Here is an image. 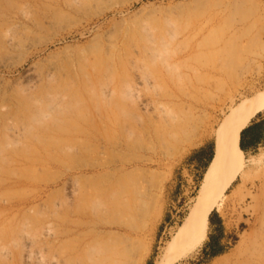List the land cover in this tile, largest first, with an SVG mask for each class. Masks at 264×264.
<instances>
[{
    "label": "rangeland",
    "instance_id": "obj_1",
    "mask_svg": "<svg viewBox=\"0 0 264 264\" xmlns=\"http://www.w3.org/2000/svg\"><path fill=\"white\" fill-rule=\"evenodd\" d=\"M263 87L264 0H0V264H85L99 242L103 264L167 262L205 171L188 156L213 151L210 134L185 140ZM166 109L179 138L158 131ZM244 156L209 212L223 224L171 264H264V142ZM210 237L221 253L207 258Z\"/></svg>",
    "mask_w": 264,
    "mask_h": 264
},
{
    "label": "bare ground",
    "instance_id": "obj_2",
    "mask_svg": "<svg viewBox=\"0 0 264 264\" xmlns=\"http://www.w3.org/2000/svg\"><path fill=\"white\" fill-rule=\"evenodd\" d=\"M201 42V41H200ZM206 42V41H205ZM201 44V43H200ZM162 45V44H161ZM208 45V44H207ZM149 46V45H148ZM146 50H147V48H146ZM146 50H145V52H146ZM149 51V50H148ZM155 51V50H154ZM150 52H152V54H153V50H150ZM150 52H149V54H150ZM158 52V51H157ZM200 52V51H199ZM198 52V53H199ZM201 53V52H200ZM144 54V53H143ZM206 54V53H205ZM145 55V54H144ZM155 55V54H154ZM209 55V54H208ZM149 56V55H148ZM147 56V57H148ZM192 56V55H191ZM206 56V55H205ZM144 57H146V56H144ZM150 57V56H149ZM155 57V56H154ZM187 58H188V56H186ZM206 58H208L209 59V57H207L206 56ZM205 58V59H206ZM153 59H155V58H152L151 57V60H153ZM181 59H183V58H181ZM186 59V58H185ZM193 59V58H192ZM142 60H140V62H141ZM166 62V61H165ZM151 63V62H150ZM171 63V62H170ZM178 63H180V62H178ZM163 64H165L164 62H163ZM181 64H183V63H181ZM171 65H172V63L169 65H166V66H164V70H162V69H160L159 68V73H161V72H163V71H165V72H167V74H169L168 73V71L170 70V68H173L174 67V64H173V66L171 67ZM178 65H180V64H178ZM186 65V64H185ZM202 65H203V63H202ZM155 66V65H154ZM183 66H184V64H183ZM188 66V65H187ZM162 67V66H161ZM186 66H184V68H185ZM188 67H190V65L188 66ZM149 68V67H148ZM180 67H178V69H179ZM183 68V69H184ZM187 68V67H186ZM186 68H185V70H186ZM198 69V68H197ZM194 70V69H193ZM172 71H174V70H172ZM171 71V72H172ZM177 71V70H176ZM154 72V71H153ZM185 72V71H184ZM143 73H144V71H143ZM157 73V72H156ZM173 73V72H172ZM171 73V74H172ZM186 73V72H185ZM144 74H147V73H144ZM144 74H142V75H144ZM150 74H152V73H150ZM155 74V73H154ZM158 74V73H157ZM199 75H197V73L195 74V77H197L196 78V81H199L198 80V78H199V76H200V74H201V72H199L198 73ZM165 75V74H164ZM197 75V76H196ZM202 76L204 75V74H201ZM141 76V75H140ZM151 76V75H150ZM178 76V75H177ZM157 77H159V76H156V77H154V78H157ZM161 77H163V76H161ZM167 77V76H166ZM194 77V76H193ZM127 78H128V76H127ZM137 79L139 78V77H136ZM165 78V77H164ZM169 78V77H168ZM168 78H166V79H168ZM181 78V77H180ZM207 78V77H206ZM205 78V79H206ZM87 79H89L90 80V78H87ZM130 79V78H129ZM136 79V80H137ZM158 79V78H157ZM170 79H172V75H171V78ZM186 80L188 79L189 80V77L188 78H185ZM86 80V79H85ZM194 81H195V78L193 79ZM202 80V79H201ZM138 81V80H137ZM190 81V80H189ZM195 81V82H196ZM84 82V81H83ZM91 81H89L88 83H90ZM191 82V81H190ZM195 82H193V83H195ZM132 83V82H131ZM187 83H189V82H187ZM85 84V83H84ZM84 84H82V85H84ZM125 85H128V83L127 84H125ZM189 85V84H188ZM60 86V85H59ZM58 86V87H59ZM89 86H92V85H89ZM129 86V85H128ZM191 86V85H190ZM85 87H87V85L85 84ZM130 87V86H129ZM134 87H136V86H134ZM64 89H65V87H63ZM92 88V87H91ZM94 88V87H93ZM92 88V89H93ZM127 88V87H126ZM193 88V87H192ZM48 90H49V88H47ZM51 89V88H50ZM63 89V90H64ZM250 89V88H249ZM51 90H53V88L51 89ZM49 91L48 93H50V92H52V91ZM66 90L67 89H65V91H62V88H61V91L63 92V94L64 95H66V93H68V92H66ZM86 90H88L87 88H86ZM129 90H131L130 88H129ZM128 90V88H127V91L126 92H124L125 94L127 93V94H131L130 93V91ZM43 91H45V89H43ZM42 91V92H43ZM68 91V90H67ZM74 91V90H73ZM95 91V90H94ZM103 91V90H102ZM102 91H100L101 93H102ZM128 91H129V93H128ZM246 91V90H245ZM248 91V90H247ZM59 91L57 90V92L55 91V93H58ZM61 92V93H62ZM75 92V91H74ZM74 92H73V94H74ZM89 92V91H88ZM93 92V90H91L89 93H90V95H91V93ZM131 92H133V91H131ZM45 94L44 95H46V92H44ZM111 93H112V91H111ZM121 93H123L122 91H121ZM123 93V95H125ZM72 94V93H71ZM72 94V95H73ZM93 94H94V92H93ZM92 94V95H93ZM105 94V93H104ZM126 94V96L125 97H127L128 95ZM48 95V94H47ZM58 95V94H57ZM64 95H62L61 97H63ZM132 95V94H131ZM38 96V95H37ZM36 96V98H38ZM49 96V95H48ZM56 96V95H55ZM59 96V95H58ZM57 96V97H58ZM102 96V95H101ZM133 96V95H132ZM57 97H55L56 99H57ZM73 97V96H72ZM70 98V97H68L69 98V100L70 101H72L75 97H73V98ZM92 97V96H91ZM100 97V96H99ZM131 97V96H130ZM134 97V96H133ZM44 98V97H43ZM49 98H50V96H49ZM54 98V97H53ZM61 99H63V98H61ZM60 99V100H61ZM100 99V98H99ZM131 99V98H130ZM138 99V98H137ZM26 101H27V98L25 99ZM28 100H30L31 101V98L30 99H28ZM40 100V99H39ZM48 100H51V98L50 99H48ZM53 100V99H52ZM51 100V101H52ZM58 100V99H57ZM69 100H67L66 102H69ZM78 100V99H77ZM25 101V102H26ZM34 100H32V102H33ZM54 101V100H53ZM59 101V100H58ZM74 101H76V100H74ZM91 101V99L89 100V102ZM150 101H152V100H150ZM29 102V101H28ZM34 102H36V101H34ZM33 102V103H34ZM40 102V101H39ZM60 102V101H59ZM78 102V101H77ZM142 102V101H141ZM20 103V102H19ZM31 103V102H30ZM30 103L28 104V105H30ZM37 103V102H36ZM43 103H45V102H43ZM54 103H56V101L54 102ZM75 103V102H74ZM85 103H87L86 102V100H85ZM90 103H92L91 104V106H93V102L91 101ZM144 103V102H143ZM160 103V102H159ZM164 103H166V102H164ZM163 103V104H164ZM21 104V103H20ZM32 104V103H31ZM47 104V103H46ZM63 104H65V103H63ZM72 105V108H73V106L75 107L76 105L75 104H73V103H70L69 102V104H67V105ZM34 105V104H33ZM32 105V106H33ZM48 106L50 105L49 103L47 104ZM58 104L56 103V105L55 106H57ZM66 105V104H65ZM64 105V106H65ZM67 105H66V108L65 109H67ZM71 105H70V108H71ZM147 105V103H145L143 106H146ZM148 105H149V102H148ZM42 106V105H41ZM46 107L45 109L47 110V108H49L50 109V107L51 106H53V104L51 105V106H49V107ZM63 106V105H62ZM161 106V105H160ZM33 107H35V108H37V106H36V104L33 106ZM61 106H59L58 108H60ZM150 107V106H149ZM185 107V106H184ZM53 108H56V107H53ZM68 108H69V106H68ZM160 108V107H159ZM164 108V107H163ZM23 109H25V108H23ZM31 109V108H30ZM42 109V108H41ZM47 110V111H49V112H51L50 110ZM61 109V108H60ZM63 109H64V107H63ZM93 109V108H92ZM157 109V108H156ZM175 109H177V106L175 107ZM181 109V108H180ZM184 109H186V108H184ZM35 110V109H34ZM38 110V109H37ZM37 110H35L36 112H37ZM55 109H53V111H54ZM69 110V109H68ZM67 110V111H68ZM162 110V109H161ZM187 110H189V108L187 109ZM34 111V112H35ZM61 111V110H60ZM59 111V112H60ZM176 111V110H175ZM180 111V110H179ZM261 111H264V87L263 88H261V89H259V90H256L255 92H253V93H251V94H249V95H244V96H242L241 98H239V100H237V101H235V100H231L230 102H229V105H228V109H227V112L226 113H224V115H223V117H222V119L219 121V122H217L216 123V125L213 127V128H211L210 130H209V132H207V130L204 132V133H198V135H195L194 136V138H192V139H187V140H185L186 141V145L185 146H192V145H196V143L197 142H200V140L205 136V134H210L211 136H212V139H213V151H212V156H211V158H210V160H209V162H208V164H207V166H206V168H205V171H204V173H203V177H202V179H201V182H200V186H199V188H198V191H197V194H196V197H195V201L193 202L194 204H193V206L191 207V209L189 210V212L187 213V215L185 216V218H184V220L182 221V223L179 225V227H178V229L176 230V232H175V234H174V236H172V239H171V241L169 242V244H168V251L169 252H173L171 255H169L170 256V258H169V260L166 262L165 260L163 261V262H161V263H156V264H171V262H173L172 260H175V259H177L178 257H181V256H184V255H186V254H188L189 252H191L192 250H194L195 248H197V247H199L203 242H204V240H205V238H206V235H207V225H208V215H209V212H210V210L212 209V207L213 206H219V205H221V203H222V201H223V196H224V192H225V190L229 187V185L231 184V182L236 178V176H238V175H241L242 176V174L245 172V169H246V167H247V165L248 164H250L251 162H250V160H247V159H245V156H244V152L241 150V148H240V146H239V135H240V132H241V130L243 129V128H245L247 125H248V123L251 121V119L257 114V113H259V112H261ZM44 112H46V111H43V110H40V108H39V110H38V112L36 113V118H38V120L36 119H33V117L35 118V114H34V116H32V119L33 120H31V122H33L34 121V124H35V122L37 121H40L39 119L41 118V119H43V118H45V116H44ZM56 112H57V109H56ZM189 112V111H188ZM60 113H62V112H60ZM65 113H66V110H65ZM46 114V113H45ZM62 114H64V113H62ZM61 114V115H62ZM180 114V113H179ZM188 114V113H187ZM44 117H43V116ZM46 115H48V114H46ZM52 115V114H51ZM55 115H56V113H55ZM59 115V114H58ZM30 116V115H29ZM43 118H42V117ZM40 117V118H39ZM47 117V116H46ZM159 117H160V122L162 123V125H161V123H160V128H159V130L158 131H161L160 133H162L161 135H162V137L165 139V140H173L174 138H179V132H178V128H181V123L180 122H174L173 120V112L172 111H170V110H164V111H160V113H159ZM191 117V116H190ZM189 117V118H190ZM58 119V118H57ZM176 120H177V118H176ZM157 121V120H156ZM180 121H182V120H180ZM28 124V123H27ZM33 124V125H34ZM155 124V123H154ZM153 124V125H154ZM156 125V124H155ZM154 125V126H155ZM181 125V126H180ZM29 126H31V125H28V127ZM158 126V127H159ZM180 126V127H179ZM184 126V125H183ZM154 128H156V126L154 127ZM185 128V127H184ZM183 128V129H184ZM20 129V128H19ZM24 129V128H23ZM16 130V129H15ZM154 130V129H153ZM20 132V131H19ZM157 132V131H156ZM182 133V132H181ZM154 134H158L159 135V132L158 133H154ZM164 134V135H163ZM18 135V134H17ZM161 138V137H160ZM207 138H208V136H207ZM161 141V140H160ZM167 142V141H166ZM165 142V143H166ZM162 143V142H161ZM167 143H169V142H167ZM166 143V144H167ZM184 143V142H183ZM5 143H3V145H4ZM6 145H8V144H6ZM1 146V145H0ZM2 147V146H1ZM2 152V151H1ZM0 152V153H1ZM0 158H1V156H0ZM3 224V223H2ZM1 224V225H2ZM5 224V223H4ZM4 226V225H3ZM6 226V225H5ZM7 227V226H6ZM45 227V226H44ZM3 228V227H2ZM5 228V227H4ZM43 228V227H42ZM44 229V228H43ZM42 230V229H41ZM46 230V233H47V229H45ZM50 230V229H49ZM2 231V230H1ZM11 231V230H10ZM10 231H8V233L10 232ZM44 231V230H43ZM42 231V233H44ZM45 234V233H44ZM10 235V234H9ZM13 235V234H12ZM45 236V235H44ZM47 236V235H46ZM3 238H4V236H3ZM6 238H7V236H6ZM11 238V237H10ZM9 240H11L10 242H12V239H9ZM1 241H3L2 239H1ZM31 241V240H30ZM28 242V241H27ZM92 242V241H91ZM98 242V241H97ZM97 242H96V244H97ZM105 242V241H104ZM9 243V242H8ZM30 243V242H29ZM93 243V242H92ZM26 244V243H25ZM89 244H91L90 242H89ZM99 244L101 245L102 243L101 242H99L98 244H97V246H95V247H97V249H98V251L99 250H102L101 248H102V246H103V244L101 245V248H99ZM92 245V244H91ZM0 246H2V244L0 245ZM4 246V245H3ZM94 246V245H93ZM109 247H111V246H109ZM166 247V248H167ZM27 248H28V246H27ZM88 248V250H90L89 248H91V247H87ZM2 250H3V248H1ZM92 249H94L93 251H88L87 249V253H90V252H92V254H90L91 256L90 257H88L89 256V254H86V252L84 251V252H82V253H80V254H86L87 255V257H88V263H85V264H89V262H91L90 260H92L91 258H93V260H92V262L95 264H99L100 262H99V259H100V261L101 260H103V258H106V260H107V257H105V255L104 256H102V259H101V257H99L98 258V256H96L97 257V259H98V261H95L94 262V259L96 260V257L94 258V257H92V255H93V252H94V254L96 253V252H98V251H96L95 252V248H93L92 247ZM106 248H104L103 247V250H105ZM107 249H109V248H107ZM115 249H117V247L115 248ZM83 250H85L84 248H83ZM82 250V251H83ZM102 250V251H103ZM3 251H5V250H3ZM7 251V250H6ZM5 251V252H6ZM28 251V250H27ZM26 251V255H27V253H28V255L31 253L30 251L29 252H27ZM105 251H107V250H105ZM110 251H112L111 249H110ZM117 253H119L120 254V257H121V249H120V251L117 249ZM164 251V250H163ZM167 251V252H168ZM101 252V251H100ZM168 252V253H169ZM35 253V252H34ZM99 253V252H98ZM104 253V252H103ZM117 253H115V254H117ZM114 254V253H113ZM113 254H111L112 256H114ZM30 255H32V254H30ZM34 255V254H33ZM85 255V256H86ZM95 255H97V253L95 254ZM163 255H165V253L163 254ZM5 256V255H4ZM75 255H72V256H69L68 257V260H70L69 258L71 257V258H75L74 257ZM106 256H108V255H106ZM6 257V256H5ZM27 257V256H26ZM32 257V256H31ZM82 257H84V256H82ZM82 257H79V258H81V260L82 261H84L85 259L84 258H82ZM86 257V258H87ZM116 257H118V254H117V256H115V258ZM165 257V256H164ZM30 258V257H29ZM76 258H77V256H76ZM110 257L108 256V259H109ZM114 258V259H115ZM119 258V257H118ZM117 258V259H118ZM143 258H144V256L143 255H140L138 258H137V260L136 261H133L132 263H134V264H141L142 262H143ZM160 258V257H159ZM28 259V258H27ZM68 260H66L67 262H68ZM65 261V260H64ZM77 261H79V259H77ZM104 261H105V259H104ZM114 261V260H113ZM115 261H117V260H115ZM120 261H121V259H120ZM39 262H41V261H39ZM70 262H71V260H70ZM73 262H75V261H73ZM97 262H99V263H97ZM107 263L109 262H112V260H110V261H106ZM119 262V260L117 261V262H115V263H117V264H119L118 263ZM122 262H124V261H122ZM121 262V263H122ZM65 263V262H64ZM76 263H78V262H76ZM75 263V264H76ZM79 263L80 264H84L83 262L81 263L80 261H79ZM108 263V264H109ZM114 262H113V264H115ZM66 264V263H65ZM68 264H69V262H68ZM100 264H103V262L102 263H100ZM104 264H105V262H104ZM111 264V263H110Z\"/></svg>",
    "mask_w": 264,
    "mask_h": 264
},
{
    "label": "crops",
    "instance_id": "obj_3",
    "mask_svg": "<svg viewBox=\"0 0 264 264\" xmlns=\"http://www.w3.org/2000/svg\"><path fill=\"white\" fill-rule=\"evenodd\" d=\"M264 142V116L252 119L248 125L243 128L239 135V145L242 147L244 154H251L258 149ZM208 217V225L210 227L223 224L219 214Z\"/></svg>",
    "mask_w": 264,
    "mask_h": 264
},
{
    "label": "trees",
    "instance_id": "obj_4",
    "mask_svg": "<svg viewBox=\"0 0 264 264\" xmlns=\"http://www.w3.org/2000/svg\"><path fill=\"white\" fill-rule=\"evenodd\" d=\"M240 148L242 150L241 146ZM211 156H212V150L211 149L209 150V147L208 148L200 147L190 153V155L188 156V161L195 163L197 167L198 166L202 167V169L204 170ZM210 219L211 218L209 217V220ZM217 244H218V240L213 237H210L209 241L203 246L202 249L203 256L207 258H212L219 255L221 253V249L217 247Z\"/></svg>",
    "mask_w": 264,
    "mask_h": 264
}]
</instances>
